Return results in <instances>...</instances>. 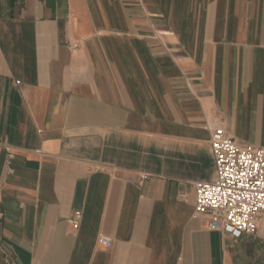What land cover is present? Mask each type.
Wrapping results in <instances>:
<instances>
[{"label":"crops","instance_id":"crops-1","mask_svg":"<svg viewBox=\"0 0 264 264\" xmlns=\"http://www.w3.org/2000/svg\"><path fill=\"white\" fill-rule=\"evenodd\" d=\"M216 125L264 148V0H0V264H264L194 213Z\"/></svg>","mask_w":264,"mask_h":264},{"label":"built area","instance_id":"built-area-1","mask_svg":"<svg viewBox=\"0 0 264 264\" xmlns=\"http://www.w3.org/2000/svg\"><path fill=\"white\" fill-rule=\"evenodd\" d=\"M210 146L215 176L211 181L194 183V213L205 216L209 226L221 227L235 237L256 233V217L264 213V148L239 145L222 125L212 127ZM80 217L75 211L69 219L74 228ZM99 242L111 244L103 236Z\"/></svg>","mask_w":264,"mask_h":264}]
</instances>
